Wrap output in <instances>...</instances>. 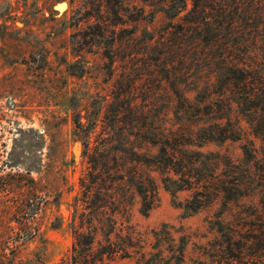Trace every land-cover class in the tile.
<instances>
[{"label": "rangeland", "instance_id": "rangeland-1", "mask_svg": "<svg viewBox=\"0 0 264 264\" xmlns=\"http://www.w3.org/2000/svg\"><path fill=\"white\" fill-rule=\"evenodd\" d=\"M151 11L142 0H0V264H264V142L235 107L242 140L203 150L228 154L248 170L247 196H221L185 215L159 171L135 161L134 145L142 159L157 152L129 133L137 112L172 129L186 122L184 104L160 79L164 70H146L134 56L145 30L167 22L161 13L152 20ZM187 95L193 100L194 92ZM217 108L207 120L225 115ZM116 115L127 119L124 141L108 134ZM106 152L123 203L104 208L116 212L113 231L98 218L93 252L76 258L75 229L89 211L82 180ZM138 173L156 182L158 201L148 214L133 182ZM191 193L179 192L178 201ZM218 221L235 236L231 248Z\"/></svg>", "mask_w": 264, "mask_h": 264}, {"label": "trees", "instance_id": "trees-1", "mask_svg": "<svg viewBox=\"0 0 264 264\" xmlns=\"http://www.w3.org/2000/svg\"><path fill=\"white\" fill-rule=\"evenodd\" d=\"M142 1L152 7V20L161 13L167 22L158 32L145 30L141 47L134 56H141V66L146 70L153 73L164 70L165 77L160 79L167 78L172 92L184 104L186 122L172 129L155 120L142 121L144 112H137V118L128 122L134 123V132L129 133L134 135V140L156 146L157 152L143 155L142 159L134 145V155L138 157L135 161L150 164L159 171L173 204L182 208L185 215L196 214L221 196L225 201L247 196L248 170L242 169L228 154L203 148L242 140L244 130L231 115L234 107L245 117L252 133L264 142V0ZM188 92H194L193 100ZM130 106L128 103L127 109ZM217 107L225 115L207 120L205 114H213ZM126 122L127 119L116 115L108 134L124 141ZM242 149L246 157L252 156L247 144ZM109 157V152L100 153L88 177L82 180L83 200L88 203L89 211L82 213L87 224L84 220L75 229L72 252L76 258L87 259L93 252L99 230L94 221L98 218L104 216L108 220V233L113 231L116 212L104 208L117 201L123 203L112 190ZM123 167L117 172L124 177ZM133 182L141 196V211L148 214L158 201L155 179L138 173ZM184 190L192 193L184 201H178V193ZM218 230L231 248L235 236L224 231L221 221ZM179 253L183 254V246ZM96 261L94 258L91 264Z\"/></svg>", "mask_w": 264, "mask_h": 264}]
</instances>
